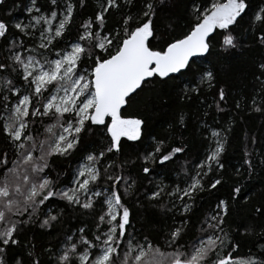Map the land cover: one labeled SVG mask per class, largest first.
<instances>
[{
  "label": "snow or ice",
  "instance_id": "6c2138e0",
  "mask_svg": "<svg viewBox=\"0 0 264 264\" xmlns=\"http://www.w3.org/2000/svg\"><path fill=\"white\" fill-rule=\"evenodd\" d=\"M0 264H264V0H0Z\"/></svg>",
  "mask_w": 264,
  "mask_h": 264
},
{
  "label": "trees",
  "instance_id": "16d2710c",
  "mask_svg": "<svg viewBox=\"0 0 264 264\" xmlns=\"http://www.w3.org/2000/svg\"><path fill=\"white\" fill-rule=\"evenodd\" d=\"M43 2V0H41ZM89 4L94 5V0H88ZM80 15H87V12L85 10H80ZM16 16L20 19H23V16L21 13H16ZM229 63L233 65V71L230 74L231 80L230 84L232 86L233 92L237 91L241 86V81L238 78L241 69L244 66V62L240 60L239 58H235L233 60H230ZM198 106L196 104H190L186 108V112L188 113L189 119L191 120V127L189 131L187 132L188 139L191 141L193 145V154L190 157L191 159L195 160L197 155H202L204 151V145L201 143L202 141V135H208V132L206 130H201L198 127V122L201 120L203 116V108L200 109V111H197ZM130 112L137 111V107H134L129 110ZM223 117V119H220V124H215L212 117ZM229 118V114L222 113L217 114L215 112H211L210 116L207 119V123L211 125L212 127L219 128L221 125L224 124L225 120ZM157 121H160V117L156 118ZM244 120L247 121L245 124L243 121H241V117L239 115H236V124H235V131L231 138V146L228 149V152L226 154V160L229 162V165H235L239 163L240 156L243 150V140H244V131L247 129L249 132H253L257 135L260 134L261 131V122L258 119H249L247 117H244ZM162 122V121H160ZM159 127V123L156 125ZM75 162L73 163L72 167H75ZM159 179V177H157ZM165 182H169L166 180ZM156 210L150 209L148 210V213H144L143 210H138V218L136 222V226L138 228H143L145 231H151L153 233L161 231L163 229H166L170 224L171 220L167 217H163L160 214H157L155 216L150 215L151 213L155 212ZM171 214H169V217ZM195 219V218H194ZM75 223V221H73ZM39 230H37L38 232ZM29 238H31V234H29ZM37 239L41 243L47 242V239L44 236L37 235Z\"/></svg>",
  "mask_w": 264,
  "mask_h": 264
}]
</instances>
